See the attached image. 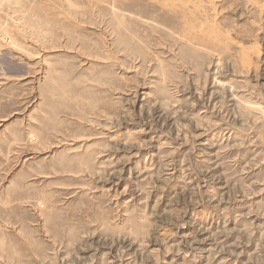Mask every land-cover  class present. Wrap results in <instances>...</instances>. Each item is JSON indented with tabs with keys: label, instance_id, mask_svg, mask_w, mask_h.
Here are the masks:
<instances>
[{
	"label": "rangeland",
	"instance_id": "374dc122",
	"mask_svg": "<svg viewBox=\"0 0 264 264\" xmlns=\"http://www.w3.org/2000/svg\"><path fill=\"white\" fill-rule=\"evenodd\" d=\"M0 264H264V0H0Z\"/></svg>",
	"mask_w": 264,
	"mask_h": 264
}]
</instances>
